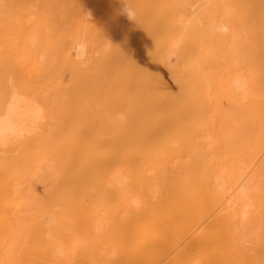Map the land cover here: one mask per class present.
<instances>
[{"label": "bare ground", "instance_id": "1", "mask_svg": "<svg viewBox=\"0 0 264 264\" xmlns=\"http://www.w3.org/2000/svg\"><path fill=\"white\" fill-rule=\"evenodd\" d=\"M0 264H264V0H0Z\"/></svg>", "mask_w": 264, "mask_h": 264}, {"label": "rangeland", "instance_id": "2", "mask_svg": "<svg viewBox=\"0 0 264 264\" xmlns=\"http://www.w3.org/2000/svg\"><path fill=\"white\" fill-rule=\"evenodd\" d=\"M43 189H44V187L42 185L41 186L40 185L38 186V192L39 193L42 194L43 193Z\"/></svg>", "mask_w": 264, "mask_h": 264}]
</instances>
